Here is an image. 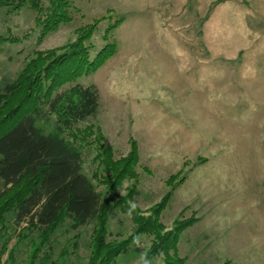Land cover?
Listing matches in <instances>:
<instances>
[{"label":"rangeland","instance_id":"rangeland-1","mask_svg":"<svg viewBox=\"0 0 264 264\" xmlns=\"http://www.w3.org/2000/svg\"><path fill=\"white\" fill-rule=\"evenodd\" d=\"M70 4L72 20L42 40L32 8L0 9V35L14 39L1 45L0 88L36 52L75 41L78 27L101 19L85 44L91 45L90 60L109 42L115 55L68 87L97 88L98 114L79 127L98 128L116 159L127 155L131 140L137 144L138 181H124L116 195L134 190L127 202L147 218L172 190L160 214L164 232L177 220L197 219L179 237L183 264H264V0ZM37 124L47 133L53 119ZM96 153L84 159L90 179ZM176 175L173 189L168 180ZM7 220L0 229V264H91L94 221L75 231L67 221L34 251L38 232ZM135 228L130 214L118 213L107 223L106 242L125 239ZM151 244L152 236L138 239L144 250ZM135 247L114 264H139ZM163 261L162 255L152 264Z\"/></svg>","mask_w":264,"mask_h":264},{"label":"trees","instance_id":"trees-1","mask_svg":"<svg viewBox=\"0 0 264 264\" xmlns=\"http://www.w3.org/2000/svg\"><path fill=\"white\" fill-rule=\"evenodd\" d=\"M26 5L36 12L40 40L72 20L70 0H48L46 6L41 0H0V9L20 10ZM100 21L78 27L77 38L71 43L46 53L36 52L17 77L0 88V229L6 228L11 216L15 227L38 232L37 251L63 223L69 221L75 231L94 221L91 264H114L132 243L139 264H152L162 255L163 264H183L178 254L179 237L197 219L177 220L164 232L160 214L172 190L152 208L150 216H141L127 202L134 190L129 189L123 197L116 195L124 181H133L132 185L138 181L136 142L131 140L127 155L116 159L112 149L103 145L98 128L79 127L97 116L99 92L94 85H68L98 70L116 52V45L108 41L90 60L91 45L85 44ZM118 23L105 31L104 40ZM5 41L14 39L0 35V49ZM50 119L53 127L46 133L37 121ZM93 150L97 153L90 179L83 165ZM176 177L168 180L173 189ZM110 195H115V200ZM118 213L130 214L136 228L127 238L107 243V223ZM141 235L152 236L146 250L138 245Z\"/></svg>","mask_w":264,"mask_h":264}]
</instances>
